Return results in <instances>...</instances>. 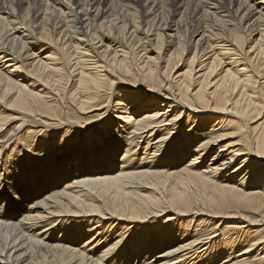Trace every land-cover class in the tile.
<instances>
[{"label": "bare ground", "instance_id": "6f19581e", "mask_svg": "<svg viewBox=\"0 0 264 264\" xmlns=\"http://www.w3.org/2000/svg\"><path fill=\"white\" fill-rule=\"evenodd\" d=\"M101 1L0 0V264H264V0Z\"/></svg>", "mask_w": 264, "mask_h": 264}, {"label": "rangeland", "instance_id": "374dc122", "mask_svg": "<svg viewBox=\"0 0 264 264\" xmlns=\"http://www.w3.org/2000/svg\"><path fill=\"white\" fill-rule=\"evenodd\" d=\"M59 1V0H58ZM61 2H63L64 4H67L69 7H71L72 9H76V4H74V0H60ZM83 1V0H82ZM159 1H161V0H159ZM164 1V5L165 6H167V8L169 7V5H171V2H170V0H163ZM195 1V0H194ZM194 1H192V0H181L180 1V7H179V9L176 11V13L174 14V15H172V18L173 19H175V20H179V18L181 17H183L182 15L184 14V11H186V7L189 5L188 3L190 2V7L188 8V10H190L191 9V5L193 4V2ZM192 3V4H191ZM42 6H41V5ZM45 2L43 1V3H39V9H40V13H41V11H43L44 10V8H45ZM184 5V6H183ZM186 5V6H185ZM57 6H59V7H61V8H64L65 9V7L63 6V5H60V3H59V5H57ZM103 6H112V0H106V1H101V7H100V14H99V17L98 18H100L99 19V21H101L102 20V18H104L106 15H102V7ZM171 7V6H170ZM103 9H105V8H103ZM95 10H96V8L95 7H93L92 9H91V12H95ZM78 12L80 11L79 9L77 10ZM233 11V10H232ZM254 12V11H253ZM18 13L19 12H17V14H16V16H18ZM79 14H81V12H79ZM232 15H233V18L235 19V33H237V34H240L241 36H244V39H245V42H244V49H246V50H248V49H250V47L252 46V45H254L255 43H256V41H257V38L259 37V34H252L251 33V24H249L250 23V21L251 20H249V18H250V16L248 17L247 16V14L245 15V16H243V17H241L242 16V12L240 13V14H238V15H235V14H233V12H232ZM250 15V14H249ZM120 25V24H119ZM118 25V26H119ZM248 25V26H247ZM21 29V28H20ZM23 29H25V28H23ZM27 32V31H26ZM163 32L167 35V34H171V33H173V31H171L170 29H165V30H163ZM102 33V32H101ZM118 34V33H117ZM243 34V35H242ZM12 35V34H11ZM35 35V38L34 39H30V40H32V41H29V46H30V52H35V53H38V52H42L41 51V49H42V47L44 46V44H45V42H43V41H41V40H39V37L36 35V34H34ZM13 36V35H12ZM199 37V36H198ZM198 37H196L194 40H196ZM11 37H9L8 39H10ZM126 42V41H125ZM153 42L154 41H150V42H144V44L147 46V48H153L152 49V51H147V53L146 54H143V52L144 51H140V49H141V47H136V45H134V47L130 44V47H131V52L129 53V55H130V64L131 65H135V64H138V65H140V62H143L145 59L144 58H146V56H150L152 59H150L149 60V63H151V64H154V63H156V64H158V62H160V65L161 66H163V62H162V60H164V59H166L167 57H168V54L170 53V51H172L173 49H174V47L175 46H166L165 47V43L161 46V47H157L155 44H153ZM91 43H92V45H94V46H98L100 43H99V40L96 38V39H92V41H91ZM192 45L193 44H191V43H188V45H187V48L189 49V52H190V48H192ZM67 47V48H66ZM103 47H101L100 48V50L102 49ZM72 53H73V50L71 49V48H69L68 49V46H65V50H62V53H61V55L62 56H64L65 57V59H68V60H70V59H72V63L74 62V57H72L71 55H72ZM188 53V52H187ZM186 52L184 53V55L182 56V60L180 61V63H179V65H178V67H175L176 69H175V71H180V70H183V69H185L186 68V61H187V58L191 55V54H187ZM67 57V58H66ZM160 60V61H159ZM256 66H258V63H256V65H254V70L256 71V74H257V71H261V72H264V69H261L260 67H256ZM259 73V72H258ZM129 77H132V78H134L135 76L132 74V76L131 75H128ZM258 79H260V82H262L263 80H264V78H258ZM27 82V81H26ZM121 86H124L125 88H128L129 86H127V85H121ZM142 87H145V88H147V86H145V85H142ZM135 91H137V93H138V95H140V96H145V95H148L147 94V92L146 91H144V90H141L140 88H136L135 89ZM144 94V95H143ZM130 102H132V100L130 101ZM115 115H116V113H113V112H110L104 119H103V122H105V120L107 119V118H109V117H112L113 119H115ZM186 120V119H185ZM80 123V122H79ZM53 131H52V134L54 135V136H56V137H50V138H48L47 140H46V142H44L43 143V145L41 146V147H37L36 146V151L37 152H40L41 150H43L46 146H49V145H57L59 142H60V133H62L61 131H63L64 129H58V128H54V129H52ZM89 131H93V129H90ZM228 132L229 131H231V130H227ZM261 131V130H260ZM259 131V132H260ZM262 132H264L263 130H262ZM264 136H260V141L262 142V138H263ZM43 138H41V140H42ZM65 145H67V147H68V150L67 151H70V150H72L73 148H76V151H77V147L78 146H74V145H68L67 143L65 144ZM24 151H27V150H25L24 149ZM25 154H29L30 155V153H25ZM118 156L119 155H121V153L119 152L118 154H117ZM32 157H33V155H32ZM70 157H73L72 155L70 156ZM46 158H48V157H46ZM209 158H210V156L209 157H207L204 161H206V163L205 164H207V162L209 161ZM53 159V158H52ZM33 199V197L30 199V200H32ZM198 199L200 200V201H202L201 200V197L200 196H198ZM29 200V201H30ZM29 201L27 202V203H29ZM21 214V213H20ZM19 214V215H20ZM249 215H252L251 213H248ZM187 217L188 216H184V217H182V219L183 218H185V219H187ZM203 217H206V216H203ZM230 220H232V219H230ZM236 220V219H235ZM41 226V225H40ZM220 226V225H219ZM116 227H120V226H116ZM116 227L115 228H113V229H116ZM39 228V227H38ZM138 227H136L135 229H134V231H132L133 230V228H131L130 230H129V232L127 233V235H128V237L131 235V233L132 232H135V230L137 229ZM204 228V227H203ZM202 228V229H203ZM223 228V226H221L220 227V229H222ZM112 229V230H113ZM201 229V230H202ZM119 230H120V228L117 230V233H119ZM234 231V232H233ZM240 231H241V229H240ZM203 232H205L204 231V229H203ZM207 232V231H206ZM219 232V231H218ZM233 233L232 235H235V233H236V231L235 230H231L230 231V233ZM229 233V234H230ZM237 233L239 234V230L237 231ZM237 234V235H238ZM228 235V234H227ZM85 237H83V238H81L79 241H78V243H80V242H82V239H84ZM246 244H247V242H244V243H242V245H241V247H245L246 246ZM77 245V244H76ZM240 246L239 247H237L236 248V250H238L239 248H241ZM234 251H235V249H234ZM238 252V253H237ZM236 253L237 254H240L241 252H243V250H238ZM151 258V257H150ZM219 259H221V257L220 258H218V260ZM222 262H224V260H222Z\"/></svg>", "mask_w": 264, "mask_h": 264}]
</instances>
